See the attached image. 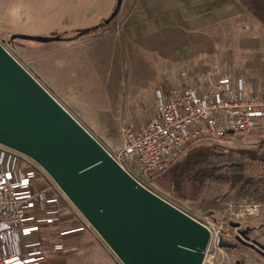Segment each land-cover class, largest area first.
Returning <instances> with one entry per match:
<instances>
[{
    "label": "rangeland",
    "instance_id": "374dc122",
    "mask_svg": "<svg viewBox=\"0 0 264 264\" xmlns=\"http://www.w3.org/2000/svg\"><path fill=\"white\" fill-rule=\"evenodd\" d=\"M122 5L123 0H0V43L111 154L123 145L125 121H134L138 132V119L146 121L155 108L158 90L184 86L174 66L154 64L150 54L138 56L136 44L124 41ZM114 12L115 18L100 27ZM89 28L93 31L80 36ZM17 34L66 40L11 41ZM231 65L227 62L222 69H233ZM257 141L246 145L255 148ZM145 185L211 230L203 264H264L259 252L236 240L244 239L240 232L247 231L250 243L264 246V197L260 202L225 205L222 199L229 186L213 184L199 202L180 204L151 183ZM70 206L77 210L71 202ZM91 232L99 241L92 249V264H123L93 227ZM221 240L238 247H221ZM256 249L262 250L257 245Z\"/></svg>",
    "mask_w": 264,
    "mask_h": 264
},
{
    "label": "water",
    "instance_id": "95a60500",
    "mask_svg": "<svg viewBox=\"0 0 264 264\" xmlns=\"http://www.w3.org/2000/svg\"><path fill=\"white\" fill-rule=\"evenodd\" d=\"M14 40L66 39L17 34ZM0 144L38 163L123 264L204 263L211 230L138 183L1 43ZM240 234L242 244L259 246L264 256V246ZM220 246L235 247L224 240Z\"/></svg>",
    "mask_w": 264,
    "mask_h": 264
},
{
    "label": "built area",
    "instance_id": "2783aa9c",
    "mask_svg": "<svg viewBox=\"0 0 264 264\" xmlns=\"http://www.w3.org/2000/svg\"><path fill=\"white\" fill-rule=\"evenodd\" d=\"M211 71L186 77L182 90H158L138 132L134 121L123 123V145L110 155L144 187L198 142L233 148L264 136V89L247 91L233 69L218 80ZM91 227L38 163L0 144V264L77 258L83 239L72 236Z\"/></svg>",
    "mask_w": 264,
    "mask_h": 264
},
{
    "label": "crops",
    "instance_id": "0c3cea01",
    "mask_svg": "<svg viewBox=\"0 0 264 264\" xmlns=\"http://www.w3.org/2000/svg\"><path fill=\"white\" fill-rule=\"evenodd\" d=\"M120 31L138 56L174 66L183 85L202 68L218 80L229 62L247 87H264V26L237 0H123ZM72 237L83 239L79 256L56 264H92L97 238L85 230Z\"/></svg>",
    "mask_w": 264,
    "mask_h": 264
},
{
    "label": "trees",
    "instance_id": "16d2710c",
    "mask_svg": "<svg viewBox=\"0 0 264 264\" xmlns=\"http://www.w3.org/2000/svg\"><path fill=\"white\" fill-rule=\"evenodd\" d=\"M237 1L264 26V0ZM257 139L255 148L198 142L168 170L154 174L151 185L180 204L199 202L213 184L229 186L222 204L260 202L264 197V136Z\"/></svg>",
    "mask_w": 264,
    "mask_h": 264
},
{
    "label": "flooded vegetation",
    "instance_id": "af4514ba",
    "mask_svg": "<svg viewBox=\"0 0 264 264\" xmlns=\"http://www.w3.org/2000/svg\"><path fill=\"white\" fill-rule=\"evenodd\" d=\"M246 236L249 238V241H250L251 238L249 237V233H247ZM239 237H240V236H237V237H236V240H237L238 242H240V241H239ZM240 243H241V242H240ZM233 245L235 246L233 249H236V248L238 247L237 244H233ZM250 248H251V247H250ZM252 249L256 250L257 252H259V253L261 254V252H260L258 249H256V248H252ZM261 255H262V254H261ZM262 256H263V255H262ZM263 257H264V256H263Z\"/></svg>",
    "mask_w": 264,
    "mask_h": 264
}]
</instances>
